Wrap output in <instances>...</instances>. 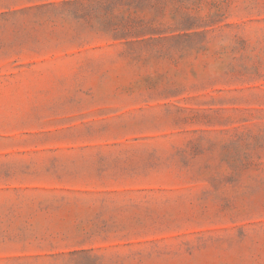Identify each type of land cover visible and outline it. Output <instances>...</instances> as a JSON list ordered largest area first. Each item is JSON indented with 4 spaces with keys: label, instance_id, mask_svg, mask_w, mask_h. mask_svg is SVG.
<instances>
[{
    "label": "rangeland",
    "instance_id": "rangeland-1",
    "mask_svg": "<svg viewBox=\"0 0 264 264\" xmlns=\"http://www.w3.org/2000/svg\"><path fill=\"white\" fill-rule=\"evenodd\" d=\"M0 264H264V0H0Z\"/></svg>",
    "mask_w": 264,
    "mask_h": 264
}]
</instances>
